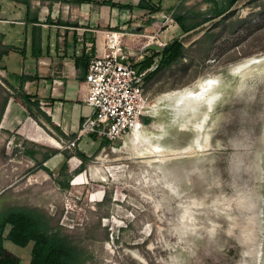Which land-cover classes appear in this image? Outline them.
<instances>
[{"label":"rangeland","instance_id":"rangeland-1","mask_svg":"<svg viewBox=\"0 0 264 264\" xmlns=\"http://www.w3.org/2000/svg\"><path fill=\"white\" fill-rule=\"evenodd\" d=\"M205 4L191 0L184 7L203 19L212 13ZM168 10L153 22L136 16L149 30L133 31L127 45L135 50L146 42L144 35L166 44L180 34L166 20ZM204 27L184 43L181 61L144 81V117L150 120L129 140L112 146L93 138L80 146L46 132L57 143L40 145L23 136L29 126L2 117L0 209L48 212L64 232L83 241L86 264H264V64L227 74L230 66L264 56V0H242ZM210 77L220 94L210 112L202 103L192 108L161 102L163 95ZM75 149L91 159L81 171ZM25 150L37 158L56 154L37 167ZM62 165L71 176L67 189L55 183ZM4 247L28 264L32 243L5 241Z\"/></svg>","mask_w":264,"mask_h":264},{"label":"crops","instance_id":"crops-1","mask_svg":"<svg viewBox=\"0 0 264 264\" xmlns=\"http://www.w3.org/2000/svg\"><path fill=\"white\" fill-rule=\"evenodd\" d=\"M138 2L0 0L1 77L15 90L22 87V95L39 106L52 125L63 133L66 142L75 140L80 123L91 113L83 104V97L88 64L104 44L101 35L97 39L96 32H147L149 24L140 25V21H150L154 15L136 9L134 6ZM180 2L161 0V12L167 8L171 16ZM118 5L131 9H122ZM136 16H142L139 24L134 20ZM179 30L180 34L173 31L176 33L173 39L183 35ZM151 51H146L145 58ZM2 117V122L17 120L25 127L29 126L30 133L23 136L32 143L44 145L43 141H46L53 147L57 143L30 117L19 100L17 103L8 102ZM38 121L52 135L63 139L41 117ZM87 141L94 143L92 137L86 136L76 142L81 146ZM42 171L37 168L35 173L41 174ZM30 175L27 176L29 181Z\"/></svg>","mask_w":264,"mask_h":264},{"label":"trees","instance_id":"trees-1","mask_svg":"<svg viewBox=\"0 0 264 264\" xmlns=\"http://www.w3.org/2000/svg\"><path fill=\"white\" fill-rule=\"evenodd\" d=\"M186 1L188 0H181L177 9L171 14V18L181 29L183 35L168 41L163 46L161 53L154 50L148 52L145 60L137 65L139 72L146 71L142 78V85L144 81L150 80L159 71L168 69L173 64L181 61L186 56L187 52L184 43L191 36L202 32L207 23L218 18H224L225 15L230 13L231 9L242 0H205L207 3L212 4L213 7L211 9V15L203 19L198 18L195 12L189 11L184 7ZM160 3L161 0H139L134 7L138 10L146 11L149 15H155L161 12ZM118 6L122 9H131V7L128 6ZM150 20L153 22L152 18ZM1 57L2 54H0V59ZM1 83L0 93H2V98L0 101V121L8 100L10 97H15L29 112L30 117L48 134L51 133L38 121V117H41L54 132L65 139L63 133L52 125L50 118L39 109V106L33 103L28 97L22 95V87L15 90L8 85L7 81L4 79H1ZM149 120V117H143L142 123L148 124ZM24 154L32 159L35 165L39 167L43 163L48 162L56 152L47 151L45 154L41 155L40 158H37L35 153L29 150H25ZM62 154L65 157H69L67 151H63ZM74 155L81 160L79 171L84 169V164L91 160L90 157L78 149H75ZM70 180L71 176L68 174L66 166L62 165L58 176L55 178L56 185L61 189H67L70 186ZM106 199L107 198L104 196L99 204H103ZM97 224V228L99 229V219ZM126 229L127 228L123 229V231ZM107 240L108 235H106L105 241ZM5 241H9L19 247H26L29 243H32L28 264H86L90 260L89 252L87 247L83 244V241L75 239L70 234L64 232L54 216L37 207L5 206L0 209V264H22L20 257L11 254L5 249Z\"/></svg>","mask_w":264,"mask_h":264},{"label":"built area","instance_id":"built-area-1","mask_svg":"<svg viewBox=\"0 0 264 264\" xmlns=\"http://www.w3.org/2000/svg\"><path fill=\"white\" fill-rule=\"evenodd\" d=\"M166 20L174 22L170 15ZM99 35L104 44L90 60L84 81L83 104L91 113L80 123L75 141L86 136L103 139L113 146L141 133L148 104L142 86L146 71L139 72L137 65L145 60L150 46L163 48L165 44L158 43L156 35H144L146 42L133 50L126 39L134 40V33L96 32L97 39Z\"/></svg>","mask_w":264,"mask_h":264},{"label":"bare ground","instance_id":"bare-ground-1","mask_svg":"<svg viewBox=\"0 0 264 264\" xmlns=\"http://www.w3.org/2000/svg\"><path fill=\"white\" fill-rule=\"evenodd\" d=\"M258 64H264V56L257 57V58H248V59L243 60V61H241V62H239L233 66H230L227 70V74L228 75H235L238 72H241L245 68L249 67L250 65H258ZM219 98H220V94L217 90V79L215 77H210V78H200V79L196 80L189 87H186L180 91H175V92H171L169 94L163 95L161 102L176 103V104L183 103L186 106L192 105V108H194V105L197 106V108H198V104L202 103L203 105H205L206 111L210 112V110H212V108H213L212 106L214 105V103L217 100H219ZM158 103H159V101L157 102V104ZM137 134H139V132ZM137 134H135V135H137ZM186 150H187V148H186ZM159 154H161V153H159Z\"/></svg>","mask_w":264,"mask_h":264},{"label":"water","instance_id":"water-1","mask_svg":"<svg viewBox=\"0 0 264 264\" xmlns=\"http://www.w3.org/2000/svg\"><path fill=\"white\" fill-rule=\"evenodd\" d=\"M148 50H154V51H157V52H159V53L162 52V48H159V47H156V46H150V47L148 48Z\"/></svg>","mask_w":264,"mask_h":264}]
</instances>
